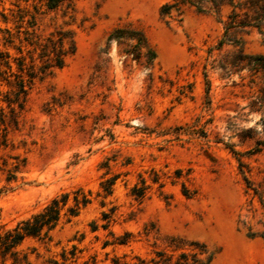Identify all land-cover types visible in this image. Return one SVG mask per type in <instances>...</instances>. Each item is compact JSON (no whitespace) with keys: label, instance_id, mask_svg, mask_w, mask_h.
I'll list each match as a JSON object with an SVG mask.
<instances>
[{"label":"rangeland","instance_id":"1","mask_svg":"<svg viewBox=\"0 0 264 264\" xmlns=\"http://www.w3.org/2000/svg\"><path fill=\"white\" fill-rule=\"evenodd\" d=\"M167 1L70 0L48 9L44 0H0V50L18 55L24 30L46 35L58 26L76 46L62 67L33 81L16 124L0 100V230L63 192V212L74 194L89 199L69 219L62 214L49 240L23 239L32 264L137 262L159 249L187 251L193 240L212 252L210 264H264L263 240L246 235L264 227V214L249 203L226 145L244 151L264 136L260 113L247 107L256 86L246 69L226 75L206 66V93L205 51L222 25L187 5L161 14ZM115 28L144 36L138 61L124 52L135 40L111 37ZM243 37L245 51L264 54L259 33ZM8 88L0 85V98ZM242 159L254 181L264 177V151ZM133 187L144 188L141 198ZM125 231V243L113 242Z\"/></svg>","mask_w":264,"mask_h":264},{"label":"trees","instance_id":"2","mask_svg":"<svg viewBox=\"0 0 264 264\" xmlns=\"http://www.w3.org/2000/svg\"><path fill=\"white\" fill-rule=\"evenodd\" d=\"M27 1V0H24ZM64 2L70 0H44V5L48 9H56ZM181 5H187L198 12H210L215 15L222 25V34L215 44L206 48L203 62V77L206 84L205 92L208 93L210 80L207 76L206 66H219L223 74L230 75L233 72H240L246 69L249 72V83L254 84L256 89L250 95L247 103L249 112L260 113L259 123L260 132L264 133V54L261 52L245 51V40L243 35L256 31L264 41V0H169L161 5V14H170L171 9H179ZM6 19L5 16H3ZM7 36L5 41L11 42L8 29H5ZM23 40L19 38V44H14L18 55H11L7 50H0V85L6 84L9 88L0 98L8 106L10 112V121L16 124V110L23 107L27 89L35 79H41L50 74L54 69L64 65L66 58L75 52V41L70 29H63L61 26L54 27L46 35H41L34 30H24ZM111 37L127 38L135 40L125 49L126 55L131 54L136 61L141 55V48L145 46V38L124 32L122 28H115L110 34ZM23 41V42H22ZM28 53L29 60L25 61L23 53L24 47ZM224 46L228 49L219 54ZM150 51L149 64H151L154 52ZM12 63L16 69H12ZM11 91L12 96L8 95ZM5 113L0 107V121L4 123ZM7 145L5 132L0 133V148ZM237 161L238 172L244 185V192L249 198L251 204L254 200L264 214V177L259 181H254L249 172L251 166L243 161V155H255L264 151V136L254 139L252 146L244 151L233 148L231 144H226ZM16 167L17 165H13ZM14 177L9 172L6 179L9 181ZM143 187H133L135 197L143 196ZM1 193V188H0ZM68 198V192H63L59 196L52 197L47 204L40 210L32 213L30 216L21 219L14 226L0 230V264H32L26 252L19 248L23 239L27 236L38 239H47L51 237V231L57 226L62 214H67V219L78 212L80 205H85L89 199L82 194H74V204L67 206L66 211H62ZM104 217L107 215L104 214ZM106 227V223L102 224ZM130 232L125 231L120 237H116L113 242L125 243L128 240ZM246 235L249 237H260L264 242V227L258 230H252L248 227ZM107 240L104 245L108 244ZM190 248L187 251H180L177 254L167 252L163 249L155 251L154 256L149 259H138V261H129L121 259L118 256L111 258V264H210L212 252L206 247V244L196 240L189 242ZM74 252H70L73 256ZM63 260L68 256L62 252ZM85 264V263H84Z\"/></svg>","mask_w":264,"mask_h":264}]
</instances>
